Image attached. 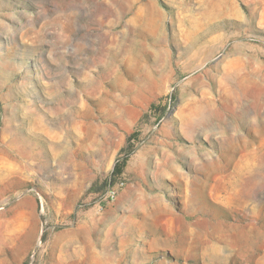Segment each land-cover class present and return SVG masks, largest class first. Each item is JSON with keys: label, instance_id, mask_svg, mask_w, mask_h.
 Here are the masks:
<instances>
[{"label": "rangeland", "instance_id": "374dc122", "mask_svg": "<svg viewBox=\"0 0 264 264\" xmlns=\"http://www.w3.org/2000/svg\"><path fill=\"white\" fill-rule=\"evenodd\" d=\"M15 229L11 264H264V0H0Z\"/></svg>", "mask_w": 264, "mask_h": 264}, {"label": "bare ground", "instance_id": "6f19581e", "mask_svg": "<svg viewBox=\"0 0 264 264\" xmlns=\"http://www.w3.org/2000/svg\"><path fill=\"white\" fill-rule=\"evenodd\" d=\"M12 165V164H11ZM240 177V176H239ZM168 209V208H167ZM241 222V221H240ZM211 223V222H210ZM214 224H216V223H214ZM154 225V224H153ZM209 225V224H208ZM217 225V224H216ZM220 225H222V222H221V224ZM231 225V224H230ZM238 225V224H237ZM256 225V224H255ZM232 226V225H231ZM247 226V225H246ZM220 227H222V226H220ZM224 227V226H223ZM227 227V226H226ZM234 227V226H233ZM228 228V227H227ZM208 229H210V228H208ZM213 229V228H212ZM226 229V228H225ZM234 229V228H233ZM16 230H18V229H15L14 230V232L16 231ZM221 230V229H220ZM231 230V229H230ZM18 231H20L19 233H18ZM18 231H16L18 234L17 235H4L2 232H1V230H0V254H2V253H9V254H11V256L10 257H12V259H9V257H8V255L9 254H7V255H4V254H2V255H4V257L6 256V258H4L3 260H0V264H11L10 262H12V261H14V262H16L17 260H18V257H19V251H20V248H24V247H28V246H30V244H31V239L34 237L31 233H29L28 231H22V230H18ZM200 231V230H199ZM222 231V230H221ZM207 233V232H206ZM213 233V232H212ZM224 233V232H223ZM252 233V232H251ZM220 234V233H219ZM236 234V233H235ZM207 235H208V233H207ZM206 235V236H207ZM212 235V234H211ZM88 236V235H87ZM223 235H221V237H222ZM226 236V235H225ZM248 236V235H247ZM252 236V235H251ZM208 237V236H207ZM230 237H232V236H230ZM230 237H227V239L228 238H230ZM210 238V237H209ZM237 238V237H236ZM253 238V237H252ZM225 239V238H224ZM224 239H222V240H224ZM250 239V238H249ZM256 242H257V239H250V240H245L244 242H243V250L245 249V246H250V245H254V244H256ZM6 249H8V252L7 251H5ZM28 249H29V247H28ZM242 250V251H243ZM22 252V251H21ZM243 253V252H242ZM20 254H22V253H20ZM67 254V253H66ZM75 254H78V253H76L75 252ZM67 256V255H66ZM73 258V257H72ZM243 258V257H242ZM236 260V259H235ZM80 261V260H79ZM225 262H227L226 260H225ZM246 263L247 264H251L252 263V260L251 259H247L246 260ZM57 264H100L99 263V261L94 257V256H90V257H88V259H85V260H82V261H80V262H78V260H76V261H71V262H69V263H67L65 260H64V258L62 259H60L58 262H57ZM236 264H238L237 263V260H236ZM239 264H241V263H239Z\"/></svg>", "mask_w": 264, "mask_h": 264}]
</instances>
